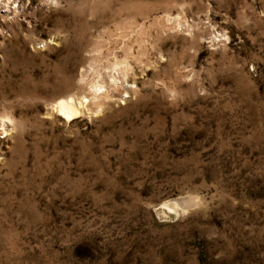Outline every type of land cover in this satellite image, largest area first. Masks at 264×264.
<instances>
[{"label": "rangeland", "instance_id": "rangeland-1", "mask_svg": "<svg viewBox=\"0 0 264 264\" xmlns=\"http://www.w3.org/2000/svg\"><path fill=\"white\" fill-rule=\"evenodd\" d=\"M0 264H264V0H0Z\"/></svg>", "mask_w": 264, "mask_h": 264}, {"label": "bare ground", "instance_id": "bare-ground-1", "mask_svg": "<svg viewBox=\"0 0 264 264\" xmlns=\"http://www.w3.org/2000/svg\"><path fill=\"white\" fill-rule=\"evenodd\" d=\"M115 73V72H114ZM107 74L105 73L101 78L100 81L96 82L90 88L91 94L94 98L97 97L98 90L101 88H105V92H109L111 88H119V77L116 74ZM101 82L103 86H100L98 83ZM125 82V81H124ZM123 85V82L121 83ZM123 87V86H122ZM112 90V89H111ZM113 91V90H112ZM113 97V96H111ZM88 102L87 98L80 99L74 95L68 96L66 98L60 99L56 104L55 108L60 112V114L66 117L68 120L73 118H77L83 115L86 104Z\"/></svg>", "mask_w": 264, "mask_h": 264}]
</instances>
